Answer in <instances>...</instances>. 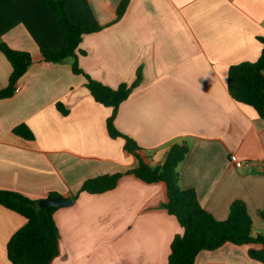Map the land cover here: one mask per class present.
I'll list each match as a JSON object with an SVG mask.
<instances>
[{
  "label": "crops",
  "instance_id": "0c3cea01",
  "mask_svg": "<svg viewBox=\"0 0 264 264\" xmlns=\"http://www.w3.org/2000/svg\"><path fill=\"white\" fill-rule=\"evenodd\" d=\"M67 0L75 22L101 29L86 33L80 66L109 86L142 82L119 108L117 128L134 137L152 165L186 140L190 151L179 165L180 184L195 188L203 207L226 219L244 200L255 232L264 234V118L237 101L228 88L231 65L262 54L264 0ZM28 51L33 63L14 95L0 98V189L32 199L52 191L72 196L88 178L126 172L139 164L124 137H113V107L98 102L72 60L46 61L42 49L60 51L68 35L55 10L42 0H0V44ZM13 67L0 49V90ZM62 102L68 109L58 108ZM26 123L28 139L15 129ZM248 163L238 168L231 155ZM163 181L148 183L126 173L116 188L84 191L59 207L60 254L51 264H169L172 242L184 233L163 204ZM27 218L0 204V264L11 237ZM262 243L227 242L202 250L195 264H264L251 256Z\"/></svg>",
  "mask_w": 264,
  "mask_h": 264
},
{
  "label": "trees",
  "instance_id": "16d2710c",
  "mask_svg": "<svg viewBox=\"0 0 264 264\" xmlns=\"http://www.w3.org/2000/svg\"><path fill=\"white\" fill-rule=\"evenodd\" d=\"M42 1L55 10L68 35V43L60 51L45 46L42 49L44 59L50 62L72 60L74 72L85 75L87 86L95 99L113 107V113L107 122L110 135L124 137L126 149L139 159L138 166L126 172L107 173L88 178L81 188L72 194L74 200L84 191L103 193L116 188L126 173L135 174L148 183L163 181L168 188V202L164 203L163 207L176 215L184 227V233L176 235L172 242L169 264H195L200 251L215 250L227 242L262 243V249H251V256L264 263V234L255 232L253 218L244 200L233 201L228 217L218 219L203 207L195 188L181 186L179 165L190 151L188 141L175 142L170 147L165 161L162 164L152 165L143 155L144 148L137 140L117 128L115 120L120 105L130 96L133 89L140 85L143 79L142 73L139 71L133 83L123 82L118 87L94 79L80 66L79 56L87 53L81 48L83 35L97 31L101 26L75 22L67 9V0ZM129 2L130 0H123L120 3L114 22L123 17ZM259 39L263 43L261 56L256 61H243L231 65L228 73V88L237 101L253 106L264 118V36H259ZM0 49L13 67L8 86L0 90V98H6L16 92V85L33 63V57L30 52L14 49L7 43H1ZM58 108L63 113H68L62 102L58 103ZM15 131L25 138H35L33 130L26 123L18 125ZM57 195L61 194L52 191L48 197ZM40 200L32 199L18 191L0 189V204L27 218V223L11 237L8 243L9 259L14 264H51L60 254L61 233L55 220V211L59 207H41ZM261 215L264 218V208Z\"/></svg>",
  "mask_w": 264,
  "mask_h": 264
},
{
  "label": "water",
  "instance_id": "95a60500",
  "mask_svg": "<svg viewBox=\"0 0 264 264\" xmlns=\"http://www.w3.org/2000/svg\"><path fill=\"white\" fill-rule=\"evenodd\" d=\"M74 198L72 196L57 195L52 197H46L40 200L41 207H65L73 204Z\"/></svg>",
  "mask_w": 264,
  "mask_h": 264
},
{
  "label": "built area",
  "instance_id": "2783aa9c",
  "mask_svg": "<svg viewBox=\"0 0 264 264\" xmlns=\"http://www.w3.org/2000/svg\"><path fill=\"white\" fill-rule=\"evenodd\" d=\"M19 90V86H17L16 91ZM231 161L238 167L241 168L245 166L248 162L241 159L237 154H232L231 155Z\"/></svg>",
  "mask_w": 264,
  "mask_h": 264
}]
</instances>
